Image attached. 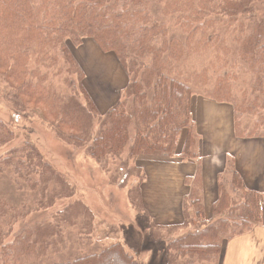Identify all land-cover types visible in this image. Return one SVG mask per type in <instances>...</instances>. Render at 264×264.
<instances>
[{
  "label": "trees",
  "instance_id": "obj_1",
  "mask_svg": "<svg viewBox=\"0 0 264 264\" xmlns=\"http://www.w3.org/2000/svg\"><path fill=\"white\" fill-rule=\"evenodd\" d=\"M85 38L114 52L129 77L121 98L104 114L68 45L79 46ZM201 55L209 56L207 62L193 66ZM195 95L232 105L237 138H264V0H0V97L16 111L38 110L53 131L84 145L108 173L110 161L119 160L116 179L136 178L124 186L137 212L144 211L140 185L145 176L135 165L139 155L171 156L183 135L182 154L198 159L191 112ZM245 117H253L250 125L243 126ZM14 138L0 120V149L8 146L0 153V175L7 176L3 188L10 189L0 195V264H29L66 250L71 228L76 240L88 239L94 216L73 199L53 210L52 218L21 225L33 210L71 200L76 190L34 143L12 146ZM187 183L191 192L183 223H152L153 236L188 228L168 243L167 264H220L224 242L262 222L260 194L245 187L229 157L218 174L214 218L206 221L199 166ZM12 191L38 196L35 206L14 204ZM49 264L139 261L122 242L111 241L98 251Z\"/></svg>",
  "mask_w": 264,
  "mask_h": 264
},
{
  "label": "rangeland",
  "instance_id": "obj_2",
  "mask_svg": "<svg viewBox=\"0 0 264 264\" xmlns=\"http://www.w3.org/2000/svg\"><path fill=\"white\" fill-rule=\"evenodd\" d=\"M68 45L84 70V84L92 92L91 95L103 98L101 103H104V107L102 108H105V105L109 103L114 104L129 81L128 74L116 54L112 51L101 50L92 38H85L79 46H74L71 42H68ZM208 58V55H201L193 62V66L199 68V65L207 62ZM242 74L247 80V72L243 71ZM57 84H59L60 90L67 91L59 78H55V85ZM124 85L125 87L121 88ZM211 103L215 106L211 107L209 112L200 113V117L195 113L197 121L199 117L201 124L205 126L212 124L213 129L214 126L220 124L221 129L216 134L221 135L222 139L217 143V146L222 145L227 150H233L231 146L235 139L233 134L234 108L229 103ZM194 104L195 98L193 106ZM31 109L29 107L25 112L16 111L12 105L0 97V120L9 126L15 135L11 145H21L23 141L34 143L42 152L45 160L65 176L76 193L71 200L57 202L53 208L46 211L33 210L21 225L52 218L53 210H60L68 202L78 199L93 213L94 232L88 239L76 240L75 232L71 228L67 233L69 245L66 250H60L58 253L51 254L49 258H42L29 264H49L53 261L67 260L81 252L98 251L111 241L122 242L135 255L139 264H167V248L169 249L171 246L168 243L185 235L188 228H180L173 232L160 231L163 237L154 238L151 228L152 219L145 211H135L126 195L128 184L136 178L129 173L130 175L125 177L124 183H121L120 179H116L121 175L119 160L110 161L108 173L103 165L86 154L84 145H75L63 140L48 126L38 110ZM252 121L253 117L243 118V126H246L247 122V125H250ZM130 135L131 137L133 135L132 129ZM203 142L202 138V144ZM6 147L1 148L0 153ZM222 156L224 155L221 154ZM113 172H115V178L110 176ZM4 177L7 176L0 175V195L7 196L10 189L3 188V186H7V180ZM126 182L128 184L124 186ZM25 193L12 191L9 197L15 201L16 205L27 202L28 206L33 208L35 206L34 199L38 196L29 192ZM167 235L169 237H166Z\"/></svg>",
  "mask_w": 264,
  "mask_h": 264
},
{
  "label": "crops",
  "instance_id": "obj_3",
  "mask_svg": "<svg viewBox=\"0 0 264 264\" xmlns=\"http://www.w3.org/2000/svg\"><path fill=\"white\" fill-rule=\"evenodd\" d=\"M124 87L125 85L121 88ZM86 89L91 95L90 89ZM124 89L117 98L118 100ZM91 97L100 114H104L118 101L102 108L104 107V103H101L103 98L93 96V94ZM192 98L191 112L198 136L196 147L198 159L182 154L183 135L179 137L176 152L171 156L139 155L135 159V165L143 170L145 176L140 185L144 211L147 212L155 226L166 227L182 224L183 205L191 192V185L187 183V178L194 177L199 166L202 176L204 219L212 220L214 218L213 203L218 197V174L224 170L227 159L233 157L235 169L241 175L245 187L256 190L260 194L263 219L250 231L224 242L220 264H264V138H237L233 128L235 137L231 146L233 150H227L222 145L217 146L222 139L221 135L216 134L221 129V125L214 126L213 129L212 124L205 126L199 122L201 120L199 114L215 106L211 103L215 101L200 95ZM213 110L216 109L213 108ZM195 113L199 115L198 121ZM221 154L224 156L221 157Z\"/></svg>",
  "mask_w": 264,
  "mask_h": 264
}]
</instances>
